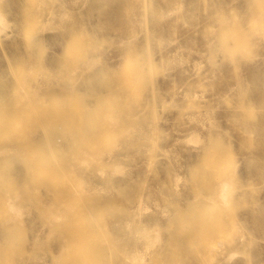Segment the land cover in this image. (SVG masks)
<instances>
[{
  "label": "bare ground",
  "instance_id": "bare-ground-1",
  "mask_svg": "<svg viewBox=\"0 0 264 264\" xmlns=\"http://www.w3.org/2000/svg\"><path fill=\"white\" fill-rule=\"evenodd\" d=\"M254 11L260 14L257 33L243 28L247 16ZM99 16L105 18L101 20ZM216 26L224 27L221 43L239 39V48L257 50L262 45H254L257 34L264 38V0H0V43L6 45L4 51L0 50V128L7 120L12 128L8 139H0V264H41L49 259L47 264H63L59 258L66 252L62 238L66 227L57 225L51 233L43 229L66 220V213L56 208L57 202L67 197L76 203L99 193L109 196L118 192L138 196L136 213L125 218L120 215L119 206L110 207L108 215L99 216L103 227L86 204L76 225H70L68 231L83 259L77 264L217 263L210 256L196 258L200 248L169 256L178 240L164 226L172 219L169 206L182 204L188 188L186 175L179 172L183 164L178 159L181 154L189 158L193 146L206 142L208 130L224 116L215 118L206 109H192L190 105L201 102L203 94L182 89L176 79L177 75H185L191 63L194 70L206 67L203 80L211 82L214 61L221 50L213 43ZM104 30L108 33L102 37ZM138 33L142 34L139 44L127 54L122 53V48L133 43ZM170 43H175L174 48L156 59L157 67L163 70L157 71V83H153L148 72L154 65V54ZM16 45L22 57L12 65L5 53L14 54ZM192 46L195 49L191 50ZM231 51L230 47L220 51L223 62H232ZM263 56L264 52L255 57ZM253 59L246 62L247 72L241 74L233 69L225 74L234 85L251 81L249 94L259 93L256 99L262 103L264 60L256 66ZM170 63L177 68L175 73L165 72ZM127 75L133 83L121 84ZM86 78L91 82H80ZM155 93L160 109L178 103L187 106L188 111L171 122L191 126L187 134L180 136L171 123V139L162 146H156L159 122L153 111ZM75 107L80 108L79 115L73 114ZM138 108L147 112L145 122L119 130L125 118ZM38 109L42 110L41 115L36 114ZM108 117H112L110 122ZM52 125L61 128V133L55 128L47 129ZM100 125L103 129L99 139L88 147L78 144L64 150L69 140L80 143L85 133L96 132ZM258 125L264 137V116ZM98 141L102 144L98 145ZM143 142L149 144L148 152L159 153L162 158L163 176L170 187L166 193L157 185L140 191L137 185L145 178V171L132 170L121 160L134 158L131 146ZM244 151L239 154L241 159ZM65 154L81 163L93 158L109 168L106 172L88 171L73 163L64 174L71 176L76 185L71 187L62 180L54 189V199L45 198L34 177L45 170L55 175L59 158ZM194 165L189 173L193 178L200 176L197 163ZM238 165L220 162L219 176L208 186L212 194V201H208L218 203L219 213L210 215L201 208L188 209L180 218L181 226L191 229V242L202 244L211 232L231 224L226 210L244 175L264 188V151L246 161L244 172L238 171ZM202 182L192 183L191 189ZM258 207L261 213L255 214L254 208ZM148 209L156 217L151 224L141 221ZM235 211L237 225L232 235L223 234V253L218 262L264 264V194L258 197L257 206L243 202L237 204ZM27 218L39 221L38 232L30 230ZM90 223L96 229H87ZM243 223L247 226L237 227ZM49 235L55 237L52 243L46 241ZM14 246L19 249L15 251ZM216 251L214 246H207L203 253ZM110 253L114 263L109 262ZM236 254L243 259H236ZM158 256H162L161 261Z\"/></svg>",
  "mask_w": 264,
  "mask_h": 264
},
{
  "label": "rangeland",
  "instance_id": "rangeland-1",
  "mask_svg": "<svg viewBox=\"0 0 264 264\" xmlns=\"http://www.w3.org/2000/svg\"><path fill=\"white\" fill-rule=\"evenodd\" d=\"M257 11H254L249 16H247V21H245L244 29H250L254 31V33H257L256 28L259 26L260 18H259V11L257 12V17H255L254 14H256ZM231 18H235V14L232 13ZM104 16H99V19L103 20ZM233 18V19H234ZM163 19V18H162ZM168 22H171L170 20ZM224 27L223 26H216L213 29V43H215L216 48H221V50H227L229 47L231 48L230 56H232V62H223L221 60V56L223 54H220L219 50L217 52L218 57L214 61L213 66V75L211 82L207 83V81H204V76L206 75V67L203 69L194 70L191 68V63L187 66V71L184 76H176V79L178 80V85L185 90H190L194 93H201L203 94L202 101L194 102V104H191L190 106L194 107L192 109H206L211 113V115L215 118H219L222 115H226L221 118L220 121L217 122V124L213 127H211L208 130V139H206V142L200 145L193 146L191 149L190 157H185L183 154L181 159H178L179 162L183 164V167L180 169V173L183 175H186L187 177V183L188 188L186 190L185 194V201L178 205L177 207H171L169 206L171 210V221L169 223L164 222V226H166L167 231H169L171 234L174 235V237L178 240V243L174 245L169 250V256H179L180 252L185 249H199L198 254L196 258H205L210 256L214 261H216V264H220L218 262L219 258L221 257L223 253V249L220 245V242L223 241V238L227 235L233 234L234 226L237 225L236 218L234 211L237 207V204L246 202L251 206H257L258 203V197L264 194V188L261 185H258L255 181H253L249 176L244 175V179L242 182L241 187L237 190L236 194L233 196L231 200V206L229 205L228 209L226 210V216L229 219L230 223L228 227L222 228L221 231L217 232H211V234L202 244H199L197 242H191L188 234L191 229H189L186 225L181 226L180 218L183 214L187 213L188 209H196L201 208L205 212L209 213L210 215H215L219 213L221 208L219 209L218 203L214 202L211 203V193L208 188L209 184L216 181L219 176V163L224 161L228 162L230 164H239L238 165V171L244 172L245 170V163L250 158H253V155L256 152H263L264 151V137H262L258 120L264 116V101L262 103L258 102V98L256 97L259 95V93L255 95H250L249 92L251 90V81L245 80V83L242 84H233L232 79L228 80V75H226V72H230L233 69L239 71L241 74L247 72L246 71V62L250 60V58H254L253 62L256 64V66H259L263 60L264 56L260 59L259 57H255L259 55L260 53L264 52V38L257 34V38L255 40L254 45L257 46L258 44H262L260 48L257 50L252 51L241 49L238 47L241 40L236 39L237 41L230 42V43H221V40L219 41L220 37L223 35ZM108 33V30H104L102 32V37ZM151 33V30H150ZM176 33H179V30H176ZM142 39V34L138 33L136 34V40L133 43L126 44L122 49V53L127 54L131 51L135 46H137ZM222 39V38H221ZM263 41V42H261ZM175 43L165 44L163 51L160 53H155L153 60L154 65L152 66V69L148 72V76L150 77L151 81L153 83H157V71L159 73L160 69L159 66L157 67V61L156 59L160 57V55H163V53L170 52L174 48ZM240 46V45H239ZM154 47V44L151 46ZM195 49L194 46L191 47ZM6 49L5 43H0V50L4 51ZM12 51V49H11ZM14 54L11 52H4L5 56H8L10 58L9 62L12 65H15L22 57V53L19 51V46L16 45L14 47ZM118 60L115 59V63H117ZM170 67V68H169ZM169 70V71H168ZM173 72L175 73L177 71V68H175L174 64H171L168 66V68L165 70V72ZM247 79V78H246ZM83 84H88L91 82L90 79L86 78L80 81ZM121 84H131L133 83L131 81V78L127 75L120 81ZM260 86L264 87V80L260 82ZM264 91V88H260V92ZM154 95V108L153 111L155 112L157 119H158V128H157V142L156 146H162L167 141L171 139L172 136V124L174 122H171L173 118L178 119L181 113L188 111L185 109V105L183 103H178L174 106H168L165 109H160V105H158L159 97L157 93ZM171 107V108H170ZM80 108L75 107L72 109L73 114L79 115ZM162 110V112H161ZM191 110V109H190ZM37 115L42 114V110L38 109L36 110ZM107 116V114H105ZM148 118V114L146 111H144L141 108H138L131 112L127 118H125L123 124L120 126V129H132L135 128L137 125H142L143 122ZM235 118V119H234ZM106 119L108 122L112 120V117H108ZM170 121V122H168ZM257 123V124H254ZM177 129L178 134L185 135L187 134L191 126H185L181 125L179 123H174ZM53 127V128H52ZM105 127V126H104ZM50 129H56L59 133H61V128H57L56 125L48 126V130ZM103 127L100 125L96 132L94 133H85L82 138L81 142L76 140H69L70 142H67L65 146V151L71 150L72 148H76L78 144H81L82 147L85 145L88 147L90 143L94 142L97 139H99V133ZM231 129V130H230ZM12 128L10 126L9 120H7L3 126L0 128V139L6 140L8 139V136L11 135ZM116 130H112V132H115ZM34 133V132H33ZM176 133V132H174ZM230 133V134H229ZM230 136L233 137V140H230ZM94 140V141H93ZM98 145L102 144V141L97 142ZM149 149V144L146 142H143L141 144H133L131 146L132 153H135V157L132 159L123 158L121 159L123 163H125L129 168L132 170H139L143 169L145 171V178H143L137 187L140 189V191H146L149 186H155L157 185L160 187L164 193L170 188L168 186V183L166 182V178L164 179V174L162 171L163 162L162 158L159 153H156L155 155H152L147 150ZM198 150V151H197ZM245 150V151H244ZM244 151L243 158L239 156L240 152ZM201 152V153H199ZM25 153V152H24ZM204 154V155H202ZM68 154H65L63 157L59 158V167L57 170V173L55 175H51L48 173V170H45L43 173H39L35 175V180L39 186L43 190L44 197L45 198H53L56 196L54 193V189L57 186V183L60 181H68V185L71 187H74L76 185V182L74 183V180L72 181L71 176L66 177L64 172L68 171V167H72L71 165L78 166V168L87 169L88 171L94 170V169H100L103 170V172H106L109 168V165H100L96 163V161L91 158L88 162L81 163L76 158L72 159L70 156H67ZM197 163L198 165V171L200 173V176H195V178L191 177L189 173L193 170L194 164ZM180 164V163H179ZM35 164H32V166ZM162 165V166H161ZM111 166V165H110ZM34 167V166H33ZM247 167V166H246ZM197 171V170H196ZM197 171V172H198ZM185 173V174H184ZM207 178H210L208 180H205ZM203 182H202V181ZM197 182H202V185H199V187L194 188V190L191 189V184ZM2 186L0 185V192ZM70 187V188H71ZM23 191H25V188H23ZM196 189H198L196 191ZM199 191V194H198ZM201 192V193H200ZM204 192V193H203ZM1 194V193H0ZM202 194V195H201ZM135 195V194H134ZM201 195V196H200ZM207 195V197H206ZM210 197H209V196ZM200 196V197H198ZM64 196H62L63 198ZM207 199H206V198ZM67 198V197H66ZM64 198L57 202L56 208L61 213H66V220L64 222L58 223V224H52L49 226H44L43 229L46 233H51V231L54 230V228L58 226L66 227L64 229L65 236H62L63 243L66 248L65 254L59 258V262H62L63 264H77L79 261L80 263L83 262V259L81 258L78 247L73 244L72 238L68 231L72 228L73 225H76V218H78L80 212L84 210L87 206L90 208L92 215L96 220L100 221V225L103 226L104 222H102L99 218L100 215H108V211H111L110 207L113 206H119L121 208L120 215H123L125 218H132L133 214H135V204L136 200H138V196L133 194L124 192V193H114L112 195H104L103 193H99L98 195H95L93 197H84L82 200H78V202H73L72 198ZM203 198V199H202ZM210 198V199H209ZM206 199V200H205ZM208 199L210 201H208ZM164 202L165 200L162 199ZM216 203V204H215ZM87 204V206H85ZM236 212V211H235ZM255 214L261 213V208L258 207L257 209L254 208ZM155 214L151 209H148L145 211L143 217L141 218L142 222L145 223H152L155 220ZM28 227L31 231H37L38 232V224L39 221L37 220H30ZM215 220V219H214ZM155 222V221H154ZM247 225L245 223L238 225L237 227H246ZM104 227V226H103ZM93 228L94 224L90 223L89 226H87V229ZM237 228V230H238ZM241 228V229H242ZM87 231V230H86ZM43 231L40 230V234ZM121 233V231H119ZM225 234V236L223 235ZM190 235V234H189ZM48 239L46 240L49 243H52L54 240V236H47ZM46 237V238H47ZM45 238V239H46ZM214 246L215 250L217 251L213 254H204L203 252H206V248ZM201 247H203L205 250H203ZM15 251H17L19 248L18 246L13 247ZM230 249V248H228ZM109 262L114 263L115 259L113 258V254H109ZM236 259H243V256L236 254ZM158 260L161 261L162 256H158ZM50 260V259H49ZM40 261L41 264H47L50 263V261ZM28 264V263H27ZM232 264V263H231Z\"/></svg>",
  "mask_w": 264,
  "mask_h": 264
}]
</instances>
